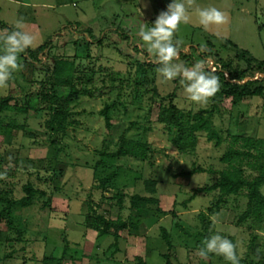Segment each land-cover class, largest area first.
Masks as SVG:
<instances>
[{
	"label": "rangeland",
	"instance_id": "obj_1",
	"mask_svg": "<svg viewBox=\"0 0 264 264\" xmlns=\"http://www.w3.org/2000/svg\"><path fill=\"white\" fill-rule=\"evenodd\" d=\"M183 2L190 21L178 26L174 43L179 41L195 62L204 60L207 67L208 62L212 68L222 62L229 69H245L246 79L252 74L264 77L255 62L248 66L238 57L246 50L256 59H264V0ZM168 3L170 0H0V22L14 28L23 19V30L34 36L30 49L50 40V55L72 57L81 75L77 86L89 91L70 103L71 118L76 122L54 144L43 126L44 115L34 108L44 74L40 64L22 65L20 54L22 67L13 72L7 88L0 89V99L11 97L0 110V209L6 198L23 194L27 180L45 191L31 206H11L9 215L0 216V264H55L63 251L61 264H124L135 262L137 256L149 264H231L214 253L200 255L208 237L204 225L209 236L234 237L240 264H264V211L253 208L240 221L247 199L229 195L210 214L207 207L217 199L218 190L188 200L195 188L215 182L224 166L219 157L229 135L264 138V80L260 95L233 102L221 90L218 77L220 88L212 97L204 103L190 101L179 77L162 78L159 64L151 62L156 58L136 34L141 23L151 26ZM212 6L225 13L226 21L205 29L198 24L196 10ZM173 62L193 65L179 56ZM172 93L180 110L210 113L222 138L220 145L207 140L204 132L195 134L194 144L188 139L178 141L176 127L158 121L160 107ZM58 94L64 98L66 88H58ZM111 102L116 107L108 128L100 110ZM21 107L27 110L20 111ZM128 139L145 142L148 158L102 159V151H116ZM13 168L12 175L3 171ZM191 169L199 170L191 176L180 174ZM110 173L114 174L99 187L100 179ZM146 179L154 181V192L145 189ZM261 191L264 194V187ZM133 194L153 197L156 202L142 211L133 210L129 207ZM89 205L108 219L129 218L137 228L120 230L117 238L113 229L99 236L83 222ZM53 214L60 223H52Z\"/></svg>",
	"mask_w": 264,
	"mask_h": 264
},
{
	"label": "trees",
	"instance_id": "obj_2",
	"mask_svg": "<svg viewBox=\"0 0 264 264\" xmlns=\"http://www.w3.org/2000/svg\"><path fill=\"white\" fill-rule=\"evenodd\" d=\"M9 26L0 22V32L12 30ZM128 37L127 35H123ZM98 38L96 42H99ZM77 45L76 41H73ZM51 41L48 40L44 44L35 49L28 48L21 54L22 65L40 64L44 71L43 78L39 86V99L35 111L44 115L43 126L48 131V140L50 143H58L64 137L66 130L76 122L71 118L72 112L70 103L77 100L81 94H89L88 90L77 86V81L80 80L81 75L76 70L75 60L72 57H55L51 56L49 50L51 49ZM138 49V46H135ZM179 57L186 63L194 64V58L190 51L184 50L179 46ZM238 57L243 59L249 66L250 63L255 62L257 70L264 72V59L258 60L251 56L246 50H241ZM156 64V59L151 61ZM207 68V65L205 66ZM216 75L221 78V90L226 96L232 98L233 102L240 101L245 96H257L263 91L264 77L261 75L252 74L248 79L246 70L229 69L225 63L219 62L214 64ZM255 77V78H254ZM65 87L67 95L63 98L58 94V88ZM92 95V93H90ZM172 94L167 95V104H162L157 115L158 121L162 122L166 127H176V138L178 141L188 139L192 144L195 142V134L197 132H204L206 139L214 141L215 145H220L222 138L214 128L210 113L205 109H200L197 112H189L180 110L172 100ZM11 99L6 96L0 99V110ZM116 107L115 102L106 103L100 110V114L104 118L106 127L112 125L111 111ZM20 111L25 112L26 107H21ZM149 148L145 142L128 139L122 142L116 151L107 153L102 151V159L116 158L121 156H134L139 159H147ZM220 162L224 165L218 172L215 182L211 185H203L193 190L188 200L193 199L196 194L201 192H210L218 190L219 195L217 199L207 207L210 214H214L220 202L224 200V196L229 195H243L247 199V208L241 216L240 221L249 217L250 211L253 208L259 211H264V194L261 187H264V138H255L251 136H240L231 134L227 140L223 153L219 157ZM16 169H5V174L12 175ZM199 169H191L180 174L184 176H191ZM114 173H110L104 178L100 179L99 187H103ZM41 178V177H39ZM145 189L149 192H154V181L146 179L144 181ZM23 194L19 198L5 199V207L0 209V216L10 213V208H26L33 204L35 198L45 196V191L36 187L30 180H27L22 185ZM121 202L120 199L118 200ZM156 199L146 195L133 194L129 198V207L136 211H142L148 204L155 203ZM186 201L182 205L186 206ZM175 215V212H172ZM203 213H200L202 221H204ZM83 222L87 223L99 236L107 235L113 229L114 236L117 238L118 231L126 228H137V223L118 215L115 219H108L95 211V207L89 205L88 212L83 217ZM8 223L11 224V219L8 218ZM209 224V222L207 223ZM208 235L207 225L203 226ZM234 243V237H229ZM63 251L60 259H57L55 264H61L65 256ZM212 253H210L211 255ZM124 264H149L145 262L142 257L137 256L133 263ZM166 264H170L167 261Z\"/></svg>",
	"mask_w": 264,
	"mask_h": 264
},
{
	"label": "clouds",
	"instance_id": "obj_3",
	"mask_svg": "<svg viewBox=\"0 0 264 264\" xmlns=\"http://www.w3.org/2000/svg\"><path fill=\"white\" fill-rule=\"evenodd\" d=\"M198 24L207 29L210 25H219L226 21V15L218 8L205 7L196 10ZM190 16L183 0H170L165 10L161 11L151 26L141 23L137 36L143 41L150 55L156 58L159 64L158 72L167 81L180 78V83L187 98L192 102L204 103L212 97L220 88L216 69L211 62L205 67V61L199 60L192 66H186L183 62L174 63L179 56V41L173 42V36L181 23H188ZM24 21L18 19L12 30L7 34L0 33V89H5L12 78L14 71L19 70L20 54L33 46L34 36L23 30ZM3 174H0L2 176ZM53 224L60 223L53 214ZM200 255L207 257L210 253L223 256L231 264H240L235 244L227 237L219 233L206 237L203 241Z\"/></svg>",
	"mask_w": 264,
	"mask_h": 264
}]
</instances>
